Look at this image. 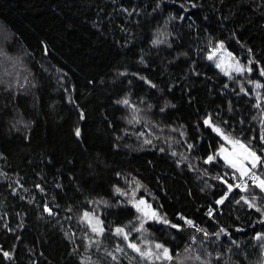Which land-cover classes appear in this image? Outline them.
Here are the masks:
<instances>
[{
	"label": "trees",
	"instance_id": "obj_1",
	"mask_svg": "<svg viewBox=\"0 0 264 264\" xmlns=\"http://www.w3.org/2000/svg\"><path fill=\"white\" fill-rule=\"evenodd\" d=\"M2 50L0 264H257L264 166L213 128L264 156V0H0Z\"/></svg>",
	"mask_w": 264,
	"mask_h": 264
},
{
	"label": "rangeland",
	"instance_id": "obj_2",
	"mask_svg": "<svg viewBox=\"0 0 264 264\" xmlns=\"http://www.w3.org/2000/svg\"><path fill=\"white\" fill-rule=\"evenodd\" d=\"M2 52H4V50L0 51V54ZM215 55L216 57H215L214 65L216 67H218L217 65H219L218 68L222 70L224 73L232 74L235 72H239L237 71V68L242 69L237 59L228 50L219 48V50L216 51ZM262 116L264 117V114ZM214 128L220 129V133H218V135L222 139V143L220 144L219 148L216 151L217 157H220L221 159H223L231 167L232 165L231 163H229V161H232L236 164L235 168L232 167L234 169L235 177H238V178L241 177L242 180L252 177L253 170L255 168L252 165L254 162L256 165L258 164V161H255V158L249 155V152H253L252 149L247 144H245V142H243L242 140L232 137L229 133L224 131L221 127L215 126ZM224 137H228L229 139L226 140L224 139ZM230 141H238V143H233ZM241 145H243L244 147H241ZM256 156L258 155L256 154ZM225 157H227V160L225 159ZM242 170L246 171L247 174L242 176L241 175ZM253 178L255 179V182L257 184H259L260 180H263L256 174V172ZM242 198H243L242 200H245L249 204L248 200L245 197H242ZM137 205L144 217H150V218L160 221V218H159L160 216L155 212L154 208L150 205V203L147 202L144 198H140L137 201ZM238 206L245 207V204L243 203V201H240L238 203ZM83 219L91 226L92 229L96 228L97 229L96 232L101 231L102 229L101 221L99 220L96 214L92 212H85L83 214ZM126 240L128 244H135L136 247L140 249L139 252H143V250L147 251L148 249L155 247L157 244L162 245L159 242L152 245V242L150 240H145V242L141 241V243H138V240L131 241L128 238ZM255 240L257 241L258 248H259L257 252L258 253L257 264H264V225L262 226V230L253 236L252 243L254 245H255ZM136 252L139 253L138 251ZM167 255L169 254L167 253Z\"/></svg>",
	"mask_w": 264,
	"mask_h": 264
},
{
	"label": "snow or ice",
	"instance_id": "obj_3",
	"mask_svg": "<svg viewBox=\"0 0 264 264\" xmlns=\"http://www.w3.org/2000/svg\"><path fill=\"white\" fill-rule=\"evenodd\" d=\"M211 58H212V57L209 56V59H211ZM217 66L219 67V65H217ZM240 70H241L240 68H237V71H240ZM242 91H243V89H242ZM124 103H127V101H124ZM81 118H83V116H82ZM205 124H206V125H207V124H210V121L206 119V120H205ZM213 130L216 131L217 133H220V129H219V128H213ZM79 134H80V131H79V129H77V130H76V135L79 136ZM224 139L228 140L229 138H228V137H224ZM230 142L238 143V141H230ZM189 147H192V146L190 145ZM241 147H244V146L241 145ZM249 155H251L252 157H254V158H255V161H260V157L256 156V154H255L254 152H249ZM212 159H213V157H209L207 162H210ZM225 159L227 160V157H225ZM260 162H261V163H264V161H260ZM229 163H231L232 167H234V168L236 167V164H235L234 162L229 161ZM252 166H253V167H256L255 162L253 163ZM246 174H247L246 171H244V170L241 171V175H242V176H243V175H246ZM257 179H259V178H257ZM258 187H260L261 190H264V180H260V181H259ZM231 190H232V185H229V191H231ZM118 191H119V190H118ZM225 195H227V194H225ZM242 199H243V198H242ZM223 202H224V198H221V199L218 200L216 203L219 205V204H222ZM252 206H253L252 204H249V207H252ZM45 210H46V211H49L47 208H46ZM211 214H212V212H211V210H210L209 215H211ZM85 215H87V214H85ZM163 222H164V223H168L167 220H164ZM187 223L191 224L192 222H191V221H187ZM172 227H178V226H177V225H172ZM92 230H93L94 232L97 231L96 228H93ZM122 231H123L122 229H117V233H118V234L121 233ZM221 231H224V230L221 229ZM125 239H127L126 236H125ZM129 247L133 248V249L136 250V251H140V249H138V248L136 247L135 244H129ZM156 247H157V248H162L163 246L160 245V244H157ZM118 250H119V249H118ZM163 252H164V254H165V257H166V258H169V257H167L168 249H167V248H164V249H163ZM3 255H4L5 257H10V253H7V252L3 253ZM141 255H147V253H143V252H142ZM113 259H115V257H113Z\"/></svg>",
	"mask_w": 264,
	"mask_h": 264
},
{
	"label": "built area",
	"instance_id": "obj_4",
	"mask_svg": "<svg viewBox=\"0 0 264 264\" xmlns=\"http://www.w3.org/2000/svg\"><path fill=\"white\" fill-rule=\"evenodd\" d=\"M260 161H264V156H260ZM260 161H258L261 165L264 166V163H261Z\"/></svg>",
	"mask_w": 264,
	"mask_h": 264
},
{
	"label": "water",
	"instance_id": "obj_5",
	"mask_svg": "<svg viewBox=\"0 0 264 264\" xmlns=\"http://www.w3.org/2000/svg\"><path fill=\"white\" fill-rule=\"evenodd\" d=\"M219 48H220V46H219ZM215 53H216V51H215Z\"/></svg>",
	"mask_w": 264,
	"mask_h": 264
}]
</instances>
